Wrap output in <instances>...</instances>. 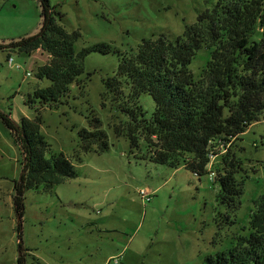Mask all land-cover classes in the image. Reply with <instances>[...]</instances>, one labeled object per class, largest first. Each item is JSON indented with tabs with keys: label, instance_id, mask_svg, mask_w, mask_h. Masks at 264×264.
I'll return each mask as SVG.
<instances>
[{
	"label": "rangeland",
	"instance_id": "1",
	"mask_svg": "<svg viewBox=\"0 0 264 264\" xmlns=\"http://www.w3.org/2000/svg\"><path fill=\"white\" fill-rule=\"evenodd\" d=\"M49 2L58 4L63 17L57 21L66 30L80 32L78 49L107 43L111 51L88 53L79 82L70 85L57 106L44 105L38 112L39 102L30 106L26 100L35 88L50 84L36 74L49 61V53L0 47V264H16L19 236L24 264H206L208 257L233 247L239 235L249 232L253 201L264 190V119L229 142L240 160L237 178L242 184L239 203L232 209L216 198L219 186L209 173L196 176L182 164L171 168L141 158L149 155L143 140L138 149H131L127 136L115 133L128 116L104 84L116 74L119 54L135 51L143 38L163 34L174 40L216 0ZM39 3L0 0V44L39 30ZM252 38H260L258 29ZM210 51L203 46L192 58L188 68L194 78H199ZM125 84L124 96L129 94ZM139 103L147 115L155 107L148 93L139 96ZM23 116H40V133L49 144L46 157L63 153L77 176L52 188L40 184L25 190L18 235L13 186L23 158L3 117L19 124ZM93 117L106 133L107 151L99 152L95 144L84 150L81 145L78 131L92 130ZM146 188L152 193L148 202L139 196Z\"/></svg>",
	"mask_w": 264,
	"mask_h": 264
},
{
	"label": "trees",
	"instance_id": "2",
	"mask_svg": "<svg viewBox=\"0 0 264 264\" xmlns=\"http://www.w3.org/2000/svg\"><path fill=\"white\" fill-rule=\"evenodd\" d=\"M39 2V30L0 44L26 53L36 49L49 53V61L39 66L36 74L50 84L35 88L26 100L30 106L38 101V112L44 105L57 106L70 85L79 82L88 53L111 51L107 43L78 49L80 32L68 31L57 21L63 17L58 4ZM263 4V0H216L174 40L163 34L143 38L135 51L119 54L117 72L105 78L104 84L112 98L119 101V110L128 116L125 126H116L115 133L125 134L131 149H138L140 140L149 146V155L141 158L171 168L182 164L200 176L209 173V154L215 152V147L240 139L251 124L264 119ZM257 29L260 38L253 39ZM203 46L211 49L210 57L199 78H194L188 65ZM124 81L129 88L125 96ZM143 93L151 95L155 103L149 115L139 103ZM131 101L133 106L129 105ZM3 120L23 158V173L13 186L20 235L24 191L40 184L52 188L66 177L77 176V172L61 152L46 157L49 144L40 133V116H23L19 124L7 117ZM91 124L92 130L78 131L83 149L89 150L95 144L99 152L107 151L109 143L100 129L101 122L93 117ZM239 171L240 160L227 147L215 165L213 182L219 186L216 198L232 209L242 193ZM253 203L249 232L239 235L227 251L208 257L206 264H264V190ZM16 264H24L23 256L17 257Z\"/></svg>",
	"mask_w": 264,
	"mask_h": 264
},
{
	"label": "built area",
	"instance_id": "3",
	"mask_svg": "<svg viewBox=\"0 0 264 264\" xmlns=\"http://www.w3.org/2000/svg\"><path fill=\"white\" fill-rule=\"evenodd\" d=\"M9 63H11L12 61V58L9 57L8 60H7ZM229 143L227 144H221L220 147H218L219 150L215 151V152H210L209 154V158H210V161H209V164H208V171H209V177L211 179L214 178L215 176V170H213V161L214 159H216V157L224 154L227 150V147H228ZM151 190L146 188L145 190H140L139 191V196L145 201V202H148L150 199H151Z\"/></svg>",
	"mask_w": 264,
	"mask_h": 264
},
{
	"label": "water",
	"instance_id": "4",
	"mask_svg": "<svg viewBox=\"0 0 264 264\" xmlns=\"http://www.w3.org/2000/svg\"><path fill=\"white\" fill-rule=\"evenodd\" d=\"M22 173H23V170H21V173H20V175H19V179H18V180H20ZM17 220H19V217L17 218ZM19 234H21V233H20V230H19ZM22 249H23V248H22V239H21V237L19 236V239H18V256L20 255V251H21Z\"/></svg>",
	"mask_w": 264,
	"mask_h": 264
},
{
	"label": "crops",
	"instance_id": "5",
	"mask_svg": "<svg viewBox=\"0 0 264 264\" xmlns=\"http://www.w3.org/2000/svg\"><path fill=\"white\" fill-rule=\"evenodd\" d=\"M255 123H256V122H255ZM255 123H253V124H255ZM253 124H251V125L249 126V128H250V127H252V126H253ZM247 130H248V129H247ZM148 189H149V188H148Z\"/></svg>",
	"mask_w": 264,
	"mask_h": 264
}]
</instances>
